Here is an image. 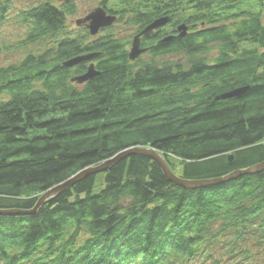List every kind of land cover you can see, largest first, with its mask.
<instances>
[{
  "label": "trees",
  "instance_id": "trees-1",
  "mask_svg": "<svg viewBox=\"0 0 264 264\" xmlns=\"http://www.w3.org/2000/svg\"><path fill=\"white\" fill-rule=\"evenodd\" d=\"M32 2L16 15L23 37L0 45V57L24 53L0 66V210L33 211L131 149L159 152L185 181L264 163V0H103L116 22L97 37L68 29L74 0ZM11 8L0 0L1 25ZM91 64L98 75L73 82ZM0 264H264V170L189 190L131 154L33 214L0 215Z\"/></svg>",
  "mask_w": 264,
  "mask_h": 264
},
{
  "label": "water",
  "instance_id": "water-1",
  "mask_svg": "<svg viewBox=\"0 0 264 264\" xmlns=\"http://www.w3.org/2000/svg\"><path fill=\"white\" fill-rule=\"evenodd\" d=\"M69 1V0H68ZM108 13L102 8H96L92 13L87 15L82 20H79L76 22L77 26L85 25V27L88 28L91 36H96L101 30L108 28L112 26L116 19L113 16L107 15ZM168 23V19H160L155 21L153 24H151L149 27H147L144 31H142L140 34H138L132 41L131 51L128 55L130 57L131 61L138 60L141 55L145 54L147 52L146 49L141 48V41L142 38L149 39L151 36H153V33L163 28ZM179 31H181L180 37L183 38L187 34V28L185 26H182L179 28ZM97 56H88L85 58H78L73 61H70L66 63L65 65L68 67H73L80 63L81 61L88 60L91 61ZM88 71L85 75L77 77L76 79H73V82H77L78 84H84L88 82L89 80H92L94 77H96L98 74L95 71L94 65L91 64L89 68H87ZM246 92V89L237 90L236 92L230 93L229 95L222 96L220 99H229L233 97H240ZM131 154H138L145 157H148L150 159H153L162 169L165 178L171 183H174L180 187H183L185 189L193 190L198 188H204V187H210L214 185H220L223 183L228 182L229 180H232L236 177H240L244 174H254L258 173L260 171L264 170V163L253 166L250 169L244 170V171H238L226 178H220V179H213V180H206V181H185L184 179L176 176L170 169L167 161L164 159V156L161 155L159 152L152 150V149H131L129 151H125L123 153H120L117 155L114 159L109 160L103 164H101L98 167L89 168L87 170H84L67 181L64 184H61L60 186L53 188L46 192L41 199L38 201L35 209L33 211H19V210H0V215H26V214H33L37 210H39L43 205H45L48 201L51 199H54L58 195H60L62 192L70 188L75 183L79 182L81 179L88 175H96L102 172H104L106 169H108L110 166H112L115 162L119 161L122 158L128 157ZM233 157L230 156V160L232 161Z\"/></svg>",
  "mask_w": 264,
  "mask_h": 264
},
{
  "label": "rangeland",
  "instance_id": "rangeland-1",
  "mask_svg": "<svg viewBox=\"0 0 264 264\" xmlns=\"http://www.w3.org/2000/svg\"><path fill=\"white\" fill-rule=\"evenodd\" d=\"M33 0H13V10L9 11L8 13V18L9 21L5 25L0 24V45L3 43L4 38H12L15 39L17 37H23L25 34V30L23 27L18 25L16 15L19 11L24 10L31 4ZM103 0H74L75 6H77V12L73 17L68 18L67 26L68 29L72 32H77L80 28L76 27V22L79 20L84 19L87 15L92 13L96 8L101 7L100 4ZM34 2H32L33 4ZM115 33L117 34L116 36H119V38L123 37H130L135 34L134 29H130L124 27L121 24H116L115 25ZM159 31V30H158ZM97 37V36H96ZM131 47H129V53L131 51ZM24 54V53H23ZM23 54H8V55H3L0 57V66H7L10 64H14L18 61H21L23 59ZM147 58V56H146ZM176 170V176H180V168H177Z\"/></svg>",
  "mask_w": 264,
  "mask_h": 264
},
{
  "label": "flooded vegetation",
  "instance_id": "flooded-vegetation-1",
  "mask_svg": "<svg viewBox=\"0 0 264 264\" xmlns=\"http://www.w3.org/2000/svg\"><path fill=\"white\" fill-rule=\"evenodd\" d=\"M142 47V46H141Z\"/></svg>",
  "mask_w": 264,
  "mask_h": 264
}]
</instances>
